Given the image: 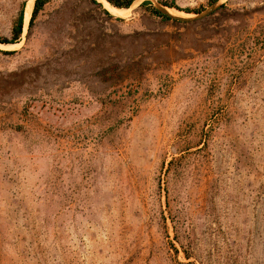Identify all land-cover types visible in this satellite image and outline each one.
Instances as JSON below:
<instances>
[{
  "label": "rangeland",
  "instance_id": "rangeland-1",
  "mask_svg": "<svg viewBox=\"0 0 264 264\" xmlns=\"http://www.w3.org/2000/svg\"><path fill=\"white\" fill-rule=\"evenodd\" d=\"M35 1L0 0V264H264V0Z\"/></svg>",
  "mask_w": 264,
  "mask_h": 264
},
{
  "label": "trees",
  "instance_id": "trees-1",
  "mask_svg": "<svg viewBox=\"0 0 264 264\" xmlns=\"http://www.w3.org/2000/svg\"><path fill=\"white\" fill-rule=\"evenodd\" d=\"M92 1L96 2L95 0H92ZM106 1L116 8L128 9L131 7V5L136 0H106ZM46 3H47V0H36L35 1L31 24H32L33 20L35 19V17L38 15V13L44 8ZM145 4H148V3H145ZM165 6L173 7L172 5H167V4H165ZM152 14L157 16V17H161L164 20L172 19V17L170 15L165 14V13H163L157 9H152ZM23 22H24V13L22 12L20 14V16L17 20L16 26L14 28V40L12 42H15L16 40H18L20 38V36L22 34V30H23ZM0 43H9V42L8 41H3V42L0 41Z\"/></svg>",
  "mask_w": 264,
  "mask_h": 264
},
{
  "label": "bare ground",
  "instance_id": "bare-ground-1",
  "mask_svg": "<svg viewBox=\"0 0 264 264\" xmlns=\"http://www.w3.org/2000/svg\"><path fill=\"white\" fill-rule=\"evenodd\" d=\"M175 11V10H172ZM115 14L119 15V16H125L127 15L130 10L129 9H125V8H115Z\"/></svg>",
  "mask_w": 264,
  "mask_h": 264
}]
</instances>
